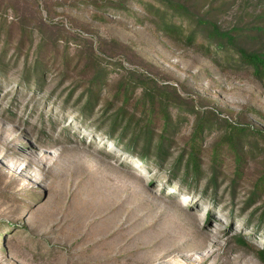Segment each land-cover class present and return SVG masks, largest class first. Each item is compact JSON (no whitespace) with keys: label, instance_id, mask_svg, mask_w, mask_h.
Here are the masks:
<instances>
[{"label":"rangeland","instance_id":"374dc122","mask_svg":"<svg viewBox=\"0 0 264 264\" xmlns=\"http://www.w3.org/2000/svg\"><path fill=\"white\" fill-rule=\"evenodd\" d=\"M153 1L0 0V264H264V83Z\"/></svg>","mask_w":264,"mask_h":264},{"label":"trees","instance_id":"16d2710c","mask_svg":"<svg viewBox=\"0 0 264 264\" xmlns=\"http://www.w3.org/2000/svg\"><path fill=\"white\" fill-rule=\"evenodd\" d=\"M123 4L124 1L115 7H121ZM153 4H159V7L164 10V13L172 12L173 15H177L195 26V28L190 29V31L181 29V32L185 33L189 42H194L197 39L202 40L203 45L207 44L209 50H211L210 47H213L217 52L220 51L222 54L236 59L238 64L249 70L256 80L264 83V13L261 14L263 16L261 21H256L257 23L255 22V25L241 33L239 32L240 29L236 31H225L216 23L211 22L212 20L192 15L185 2L157 0L153 1ZM203 4L204 0H200V9L206 7L203 6ZM243 9L246 10L248 7ZM207 12L205 13L206 16ZM162 22L164 24V29L170 32V34L173 33L172 31L176 30L175 27L177 26L175 25L174 18H163ZM122 128L123 134L132 130V137L138 139L143 135L145 130V128L140 127L131 129V123H127V125ZM118 139L120 140V138ZM162 147L163 144L161 143L159 149ZM140 152L145 156L150 153L149 149ZM261 257L264 259V254Z\"/></svg>","mask_w":264,"mask_h":264}]
</instances>
